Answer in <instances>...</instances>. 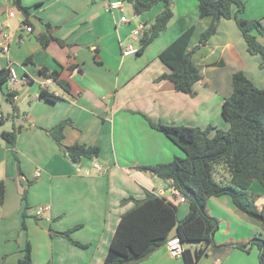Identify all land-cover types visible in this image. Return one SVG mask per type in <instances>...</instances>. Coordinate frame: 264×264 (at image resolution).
Returning <instances> with one entry per match:
<instances>
[{"label": "crops", "instance_id": "obj_1", "mask_svg": "<svg viewBox=\"0 0 264 264\" xmlns=\"http://www.w3.org/2000/svg\"><path fill=\"white\" fill-rule=\"evenodd\" d=\"M262 2V9L253 14L245 6L242 17L264 19ZM107 3L21 0L29 12L25 18L13 0H0V38L1 33H7L12 39L9 52H0V71L12 68L19 79L15 85L0 86V111L7 110L5 93L13 91L19 114L0 126V133L21 127L15 157L0 138V181L4 183L0 264H17L26 242L31 246L32 264H103L121 215L133 207L132 202L121 204V200H141L146 192L173 203L176 218L181 220L188 212V203L179 202L171 182L135 169L168 163L180 153L160 132L150 128L143 115L164 125L201 129L211 125L225 131L228 124L221 117V105L232 92V73L243 71L256 87L264 88L260 58L248 54L232 19H220L216 33L192 54L202 76L193 87L194 96L176 92L167 80L155 82L169 72L158 59L159 53L191 25L195 29L189 49L196 46L211 18H200L197 5L186 10L183 7L177 12L176 24L171 23L140 56L131 59L121 56L119 40L123 41L135 24L151 23L164 5L140 15L137 23L127 19L121 24V13L108 12ZM25 20L30 32L24 28ZM45 23L50 25L47 32L64 46L52 41L44 48L39 43L37 36L46 30ZM40 68L48 73L58 71L59 78L68 84V92L54 84L46 87ZM44 90L61 100L47 102L41 97ZM0 117L4 122L2 112ZM64 120L70 124L64 128L63 145L97 146L95 159L81 158L72 163L58 148L47 131ZM96 165L104 173L98 172ZM26 186L24 201L22 191ZM250 190L260 195L256 206L263 207L264 190L257 182ZM42 206L48 209L37 217L35 211ZM206 210L219 222L214 244L225 246L208 247L196 264H258V253L250 245L244 251L232 245L249 243L254 237L264 239V230L238 213L228 196L208 199ZM72 228L70 238L84 247L51 236V232ZM138 264L185 263L182 256H172L164 246Z\"/></svg>", "mask_w": 264, "mask_h": 264}, {"label": "trees", "instance_id": "obj_2", "mask_svg": "<svg viewBox=\"0 0 264 264\" xmlns=\"http://www.w3.org/2000/svg\"><path fill=\"white\" fill-rule=\"evenodd\" d=\"M123 1L129 2L134 14L138 16L160 3L164 5L139 40L136 55H141L144 49L166 30L172 19L170 0ZM196 1L200 18L210 17V24L201 31L197 45L191 49L189 45L194 33V25L187 27L159 53L158 59L169 69V72L160 75L155 82L167 80L176 92L194 96L193 87L202 76L192 60V54L216 33L220 19L234 20L246 44L248 54L259 56V68L264 71V19L243 18L245 9L243 0ZM13 5L25 18L28 16V8L22 6L21 0H13ZM23 23L26 25L27 21ZM44 28L46 30L37 36V40L44 48L52 41L64 46L61 40L55 39L47 32L50 28L49 24L45 23ZM39 72L45 79L51 78L53 84L62 92H68V84L59 78L58 71L48 73L45 68H40ZM8 75L9 69L0 71V86H6ZM231 86V94L221 105V117L228 124V129L225 131L211 125L204 129L164 125L154 123L143 115L150 128L160 132L183 153V156H175L168 163L138 166L135 169L148 172L162 181H170L171 187L188 203V212L178 221L176 206L165 198L149 192H146L141 200L133 197L121 200V204L132 202L133 207L121 215L103 264H138L166 245L174 227L182 245L201 244L195 250L194 256L188 249L182 251L181 256L185 264H196L208 247L218 249L225 246L214 244L213 237L218 230L219 222L206 210V202L210 198L228 196L239 213L264 230V206L261 208L256 206L260 195L250 190L253 182H257L264 190V88L256 87L240 70L232 73ZM15 96L13 91L5 93V99L12 107L11 118L19 115L13 101ZM41 97L50 103L61 100V97L45 90L41 92ZM2 123L0 117V124ZM68 124L70 123L64 120L47 133L72 163H77L81 158L95 159L99 154L97 146L78 143L63 145L64 128ZM20 129L21 127L17 126L10 131L0 133V138L10 146L14 157V146ZM218 167L228 175L225 182L218 183L213 178ZM26 188L27 186L22 191L24 201ZM3 200L4 183L0 181V207ZM22 228H25L24 224ZM74 229L51 232V236H61L74 245L84 247L70 238ZM249 245L257 247L258 262L264 264V239L254 237L249 243H237L232 246L244 251ZM22 252L23 256L17 264H32L29 242H26Z\"/></svg>", "mask_w": 264, "mask_h": 264}, {"label": "built area", "instance_id": "obj_3", "mask_svg": "<svg viewBox=\"0 0 264 264\" xmlns=\"http://www.w3.org/2000/svg\"><path fill=\"white\" fill-rule=\"evenodd\" d=\"M106 10L110 13H121L119 17V22L122 23H127L128 20L125 16L122 15L123 10H124V1L123 0H108V3L106 5ZM9 17L13 16V13L8 14ZM25 30L28 32L31 31V27L28 25H24ZM148 29L147 25L143 22H139L135 24L134 28L129 32V34L125 37L123 41L119 40V47H120V52L122 57H128V56H135L138 51V43L141 37L143 36L144 32ZM12 42L11 36L7 33H1V38H0V52L2 54H7L9 52V47ZM9 69V75H8V80L7 83L9 85H15L18 83L19 79L15 72L13 71L12 68ZM53 84L52 79L48 78L46 79L45 86L49 87ZM95 168L97 169L98 172L104 173V169L96 165ZM39 174H36L38 176ZM174 190V189H173ZM174 195L177 196L179 202L183 203L186 202L185 198L182 197L176 190H174ZM48 209L47 206H42L36 209L35 215L38 217L40 216L44 211ZM166 248L169 251V253L172 256L178 257L182 255V244L180 243L179 239H173L169 240L166 243Z\"/></svg>", "mask_w": 264, "mask_h": 264}, {"label": "rangeland", "instance_id": "obj_4", "mask_svg": "<svg viewBox=\"0 0 264 264\" xmlns=\"http://www.w3.org/2000/svg\"><path fill=\"white\" fill-rule=\"evenodd\" d=\"M170 1L171 2H170L169 6H170V9H171L174 17L170 20L168 26L171 23L173 26L176 24V20H177L176 18H177V14H178L177 12H179V10H183L184 8L186 10L190 7L192 8L193 5H195V6L197 5L196 0H177V5H176V0H170ZM262 3H263L262 0H247V4H245V6H247L248 13L253 14V13L259 12L260 9H262L261 8ZM160 5H163V4L160 3ZM123 11H124V16L127 19L132 20L134 23H137L138 20H140V16H138V15L135 16V19H132L134 12H133L131 4L127 1H124V10ZM189 17L192 18V15H190ZM151 23L147 22V26L149 27L151 25ZM36 27H38V25H36ZM138 56H140V55H135V56H130V57H131V59L132 58L134 59ZM128 58H129V56H128ZM5 105L7 106V110H5V111L1 110L0 111V112H2L3 117H4V122L2 124H0V126H2L4 123H10L11 122L10 114L12 113V107L9 104V102L6 103ZM176 152H177V149H176ZM177 153L179 154V157L183 156V153L181 151H180V153L179 152H177ZM213 178L218 183L219 182H225L228 179V175L222 170L221 167H218L217 173H214ZM183 246L185 247V249H188L191 252L192 256H194L195 248L198 249L201 246V244L200 243H184ZM252 250L255 253H258L257 247L252 246ZM258 264H259V262H258Z\"/></svg>", "mask_w": 264, "mask_h": 264}, {"label": "water", "instance_id": "obj_5", "mask_svg": "<svg viewBox=\"0 0 264 264\" xmlns=\"http://www.w3.org/2000/svg\"><path fill=\"white\" fill-rule=\"evenodd\" d=\"M73 166H76V165L74 164ZM176 238H177V230H176V227H174L168 236V240H173Z\"/></svg>", "mask_w": 264, "mask_h": 264}]
</instances>
